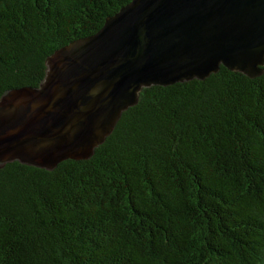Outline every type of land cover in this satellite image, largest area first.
I'll return each mask as SVG.
<instances>
[{"label": "trees", "instance_id": "16d2710c", "mask_svg": "<svg viewBox=\"0 0 264 264\" xmlns=\"http://www.w3.org/2000/svg\"><path fill=\"white\" fill-rule=\"evenodd\" d=\"M130 0H0V97ZM0 264H264V64L142 87L83 158L0 161Z\"/></svg>", "mask_w": 264, "mask_h": 264}, {"label": "water", "instance_id": "95a60500", "mask_svg": "<svg viewBox=\"0 0 264 264\" xmlns=\"http://www.w3.org/2000/svg\"><path fill=\"white\" fill-rule=\"evenodd\" d=\"M264 64V0H130L46 58L39 86L0 97V161L88 156L151 84Z\"/></svg>", "mask_w": 264, "mask_h": 264}]
</instances>
